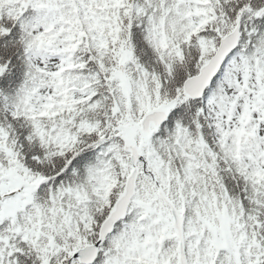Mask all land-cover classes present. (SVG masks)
I'll return each instance as SVG.
<instances>
[{"label": "snow or ice", "instance_id": "obj_1", "mask_svg": "<svg viewBox=\"0 0 264 264\" xmlns=\"http://www.w3.org/2000/svg\"><path fill=\"white\" fill-rule=\"evenodd\" d=\"M0 264H264V0H0Z\"/></svg>", "mask_w": 264, "mask_h": 264}]
</instances>
